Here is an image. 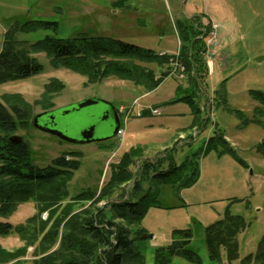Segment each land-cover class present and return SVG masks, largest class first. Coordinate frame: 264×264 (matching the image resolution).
Segmentation results:
<instances>
[{
  "label": "rangeland",
  "instance_id": "1",
  "mask_svg": "<svg viewBox=\"0 0 264 264\" xmlns=\"http://www.w3.org/2000/svg\"><path fill=\"white\" fill-rule=\"evenodd\" d=\"M113 1L0 0V45L3 33L14 24L42 20L57 22L56 30L51 27L17 31L14 38L32 43L45 36L73 38L84 33L174 52L179 46L175 23L194 12L210 11L216 22L206 18L203 23L207 25L209 21L207 28L216 24L217 29L211 35L208 29L204 37L216 42H211L212 47L205 48L203 53L207 61L206 89L203 88L197 98L202 116L210 120L209 125L202 131L190 129L194 115L188 104L168 102L176 96V85L186 84L184 79L176 81L168 76L152 91L115 77L86 84L84 76L52 67L46 54L39 52L33 55L42 65V71L25 79L1 83L0 101L4 102L3 94L18 93L33 103L41 98L45 84L52 78L61 81L64 87L54 93L50 110L55 116L54 128L68 138L79 140L83 130L102 121L110 106L118 109L137 100L140 104L160 106L161 114L131 117L121 138L115 134L106 140L87 143L60 139L36 129L31 123L16 130L14 135H19L29 145L32 162L38 167L50 164L65 153H80V165L68 182L70 196L85 190L98 191L110 177V165L130 148L142 149L144 161H154L165 149L174 147L173 159L177 164L196 153L197 181L186 188L171 184L156 186L160 206H151L138 224L130 226L132 231L142 229V235L147 236L140 235L136 246L144 257V264H156V249L169 245L175 230H188L190 237L184 247L198 259L173 255L166 264H241L246 255L255 251L264 232V155L259 150V145L264 143V114L255 111L260 104L252 97V92L264 94V0H126L123 7L112 5ZM147 66L154 70L156 77L164 71L168 75L170 71L169 65ZM86 99L98 102L75 110L76 105ZM208 107L212 117L207 115L205 108ZM41 112L40 105L33 107V115ZM215 126L224 132L243 163L226 152L221 153L220 149L205 150ZM100 135L97 131L94 133L95 138ZM141 162L136 161L131 166L134 175L139 173ZM134 179L117 189L111 200L119 199L123 193L129 194ZM141 185L144 191L153 188L146 180ZM102 204L104 201L97 206ZM80 207L74 205L73 211ZM227 207L230 213L242 216L246 223V228L237 236L239 255L228 261L221 250L220 260H212L207 253L204 228L220 219ZM105 210L107 213L108 206ZM34 212V204L24 202L0 220L16 225ZM46 216L45 212L42 218ZM57 245L58 241L47 252ZM0 247L13 252L24 247V241L16 233L0 235ZM36 258L34 246H27L25 253L6 264H33Z\"/></svg>",
  "mask_w": 264,
  "mask_h": 264
},
{
  "label": "trees",
  "instance_id": "2",
  "mask_svg": "<svg viewBox=\"0 0 264 264\" xmlns=\"http://www.w3.org/2000/svg\"><path fill=\"white\" fill-rule=\"evenodd\" d=\"M122 1L115 0L114 6H122ZM203 17L202 14H195L175 23L180 40L177 56L159 54L156 50L111 36L84 33L73 38L45 36L32 43L19 41L14 38L17 31L29 32L51 27L56 30L57 22L29 20L16 23L3 33L0 84L40 73L42 65L33 54L43 52L52 67L78 73L86 78V84L115 77L152 91L167 74L164 71L156 77L154 70L147 64L161 67L176 59L184 66L186 84L178 83L176 96L168 102L188 104L194 115L189 128L202 131L210 123L209 119L202 116L197 99L202 89H206L204 79L207 62L203 56V37L208 33L209 21L207 25L204 24ZM63 87L61 81L52 78L45 84L41 98L33 103L24 100L18 93L3 94L4 102L0 101V217L12 214L20 203L30 201L35 208V212L23 223L13 225L0 220L1 236L16 233L24 241V247L13 252L0 247V264L21 256L27 246H34L37 258L33 264H144V257L135 243L144 231H132L130 226L138 224L151 206H160L157 185L171 184L186 188L197 181L198 156L194 153L177 164L173 159V147L165 149L154 161H144L142 149L130 148L123 152L116 163L110 165V177L103 182L99 192L85 190L70 196L68 182L80 165L79 152L65 153L54 158L50 164L38 167L32 162L31 149L23 139H9L16 130L31 123L35 105L49 112L53 107L54 93ZM252 97L260 104L255 111L263 115L264 94L252 92ZM213 148L243 163L217 126L205 143V150ZM259 150L264 155V143L259 145ZM140 160V171L134 175L131 166ZM133 177L134 186L130 195L125 193V196L123 193L119 199L111 200L113 193ZM145 180L153 188L144 191L141 184ZM103 201L104 204L97 206ZM74 205L81 207L73 211ZM45 212L47 216L43 219ZM245 228L243 217L230 213L227 207L220 219L204 228L209 258L220 260L221 250H224L228 261L237 259V236ZM189 237L188 230H175L170 244L156 249V264L168 263L173 255L184 256L189 260L198 259L194 252L184 247ZM57 241V247L47 252ZM241 264H264V232L255 251L246 255Z\"/></svg>",
  "mask_w": 264,
  "mask_h": 264
},
{
  "label": "water",
  "instance_id": "3",
  "mask_svg": "<svg viewBox=\"0 0 264 264\" xmlns=\"http://www.w3.org/2000/svg\"><path fill=\"white\" fill-rule=\"evenodd\" d=\"M98 100H92V99H86V100H82L80 101L76 107H75V110H78L80 108H84L86 106H90V105H94V104H97ZM102 103L106 104L107 106H110V103L107 102V101H101ZM109 110H114V107L113 106H110L109 107ZM67 113V111H65ZM44 113H38L36 114L34 117H33V120H32V125L36 128H39V129H42V130H45V131H48L49 133L59 137L60 139H63V140H66V141H69V142H76V141H79L81 143H87V142H90V141H93V140H103V139H107L108 137H111L112 135H114L119 127V120L117 119V117H115L113 119V122L110 126V124H108V126L110 127V134L109 136H99L97 138L94 137V129H95V126L94 124L93 125H90L89 127H87L85 130H83L81 132V136H80V139L79 140H75V139H70L68 138L67 136H65L63 133H61L60 131L56 130L55 128H51V127H44L42 125H39L37 120L38 118ZM50 120H52V116H49L48 117ZM106 117H103V120L105 119ZM108 128V127H107ZM109 129V128H108ZM10 140L12 141H20L22 138L19 136V135H12L9 137ZM141 237H147L146 235H142ZM149 237H151V235H149Z\"/></svg>",
  "mask_w": 264,
  "mask_h": 264
},
{
  "label": "built area",
  "instance_id": "4",
  "mask_svg": "<svg viewBox=\"0 0 264 264\" xmlns=\"http://www.w3.org/2000/svg\"><path fill=\"white\" fill-rule=\"evenodd\" d=\"M216 24H211L210 26V35L214 34V31L216 30ZM212 38V37H211ZM214 40V39H213ZM206 40L205 39V44H206V48L210 49L212 47L211 42H216V40ZM171 71L170 73L178 78H182L184 76V66L178 62L176 59L171 61ZM141 105L137 100H134L133 103L131 104V106H129L128 108H120V112L123 115V122L125 123L127 121V119L129 118L130 114H132V111L135 109V112L133 114H135L136 116H140L141 115ZM151 112L153 114H159L161 112V110L159 108H150ZM118 135H122L123 134V128H120L117 131Z\"/></svg>",
  "mask_w": 264,
  "mask_h": 264
},
{
  "label": "flooded vegetation",
  "instance_id": "5",
  "mask_svg": "<svg viewBox=\"0 0 264 264\" xmlns=\"http://www.w3.org/2000/svg\"><path fill=\"white\" fill-rule=\"evenodd\" d=\"M49 116H52V120H50L48 118ZM103 117H106V118L103 120ZM115 117H117V119L119 120L120 115H119L118 111L116 109H114V110L107 109L104 112V115L102 116V121L97 123V124H94V126H95L94 133L97 131L99 134H101L100 135L101 137L109 136L110 132H108V129H107L108 126H105L104 122H108L110 124V126H111V124L113 122V119ZM37 122H38L39 125H42L44 127L54 128L55 125H56L55 116L52 114L51 111L50 112H45L44 114H42L38 118ZM39 130L49 133L48 131H45V130H42V129H39Z\"/></svg>",
  "mask_w": 264,
  "mask_h": 264
},
{
  "label": "crops",
  "instance_id": "6",
  "mask_svg": "<svg viewBox=\"0 0 264 264\" xmlns=\"http://www.w3.org/2000/svg\"><path fill=\"white\" fill-rule=\"evenodd\" d=\"M124 2H126V0H123L122 1V5H124L125 3ZM112 5H114V1L112 2ZM126 5V4H125ZM121 6V5H120ZM123 7V6H122ZM195 14H202V15H204V17H203V19H206V18H210L211 20H213V21H215L214 19H213V17H211V12L210 11H207V12H194V13H192V14H190V15H187L185 18H189V17H192L193 15H195ZM216 22V21H215ZM224 38V37H223ZM157 51H166V50H162V49H160V50H157Z\"/></svg>",
  "mask_w": 264,
  "mask_h": 264
}]
</instances>
